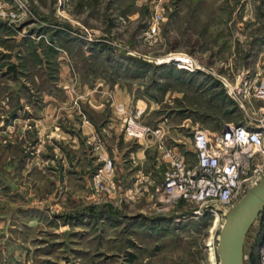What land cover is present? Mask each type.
<instances>
[{"label":"rangeland","instance_id":"1","mask_svg":"<svg viewBox=\"0 0 264 264\" xmlns=\"http://www.w3.org/2000/svg\"><path fill=\"white\" fill-rule=\"evenodd\" d=\"M7 4L0 264H220L225 216L153 195L167 150L194 163L195 131L264 116V0ZM261 240L252 228L247 264Z\"/></svg>","mask_w":264,"mask_h":264},{"label":"built area","instance_id":"2","mask_svg":"<svg viewBox=\"0 0 264 264\" xmlns=\"http://www.w3.org/2000/svg\"><path fill=\"white\" fill-rule=\"evenodd\" d=\"M258 90L264 99V86ZM150 132V129H138L132 120L127 129L136 139ZM165 153L170 158V166L162 184L155 188L153 198L163 206L189 203L198 209L196 215L226 216L264 178V116L246 119L217 133L195 131L194 163L180 152L167 150ZM257 223L254 229L262 231L257 264H264V208Z\"/></svg>","mask_w":264,"mask_h":264},{"label":"water","instance_id":"3","mask_svg":"<svg viewBox=\"0 0 264 264\" xmlns=\"http://www.w3.org/2000/svg\"><path fill=\"white\" fill-rule=\"evenodd\" d=\"M263 208L264 178L249 189L225 216L217 249L220 264H247L246 239L250 230L258 225Z\"/></svg>","mask_w":264,"mask_h":264},{"label":"bare ground","instance_id":"4","mask_svg":"<svg viewBox=\"0 0 264 264\" xmlns=\"http://www.w3.org/2000/svg\"><path fill=\"white\" fill-rule=\"evenodd\" d=\"M173 61H175L176 62V67L179 69V70H182L180 67L181 66H184V67H186L187 69H186V71H188V72H196L197 71V67H196V65L194 64V62L192 61V60H190V59H184V58H178V59H175V60H173ZM193 69V71H190V69ZM136 126H138V125H136ZM139 127V126H138ZM135 129V131H137L136 129L137 128H134ZM214 254L212 253L211 254V259H212V261L214 262ZM211 261V262H212Z\"/></svg>","mask_w":264,"mask_h":264},{"label":"crops","instance_id":"5","mask_svg":"<svg viewBox=\"0 0 264 264\" xmlns=\"http://www.w3.org/2000/svg\"><path fill=\"white\" fill-rule=\"evenodd\" d=\"M17 1V4L19 5V4H24L25 3V0H8V3L9 4H7V5H9V6H11V5H14V2H16ZM190 71H193V69L191 68L190 69Z\"/></svg>","mask_w":264,"mask_h":264},{"label":"trees","instance_id":"6","mask_svg":"<svg viewBox=\"0 0 264 264\" xmlns=\"http://www.w3.org/2000/svg\"><path fill=\"white\" fill-rule=\"evenodd\" d=\"M251 259L250 260H253L252 261V264H257V257H254L252 254H251Z\"/></svg>","mask_w":264,"mask_h":264}]
</instances>
